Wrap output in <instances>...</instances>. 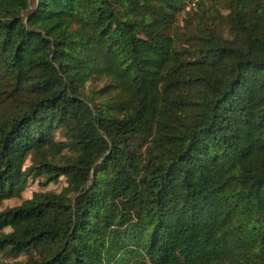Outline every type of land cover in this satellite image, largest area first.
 <instances>
[{"label": "trees", "instance_id": "obj_1", "mask_svg": "<svg viewBox=\"0 0 264 264\" xmlns=\"http://www.w3.org/2000/svg\"><path fill=\"white\" fill-rule=\"evenodd\" d=\"M33 2L0 0V204L65 183L0 208L2 264H264V0Z\"/></svg>", "mask_w": 264, "mask_h": 264}, {"label": "rangeland", "instance_id": "obj_2", "mask_svg": "<svg viewBox=\"0 0 264 264\" xmlns=\"http://www.w3.org/2000/svg\"><path fill=\"white\" fill-rule=\"evenodd\" d=\"M33 4H34V2H33V0H31L30 7H33ZM191 4H192V2L187 3L185 8L188 9L191 6ZM182 17H183V14H180L178 17L179 20H181ZM89 85H90V83H88V86ZM28 162H29V159H27L25 161V164H27ZM40 179L41 178L29 179L26 187L22 190L21 195L19 197H11V198L4 199L0 204V208L19 203L23 198L31 196V194L34 190H39V189L59 190L61 188V186L65 183V178L63 176L59 177L56 181H52V182L47 183L46 185H41L39 182ZM6 229H8V228H6ZM29 253L30 252H24V253L19 254L17 257H12V256H8V255H5V254L0 252V264L4 263L6 261H12L15 258L25 259Z\"/></svg>", "mask_w": 264, "mask_h": 264}]
</instances>
